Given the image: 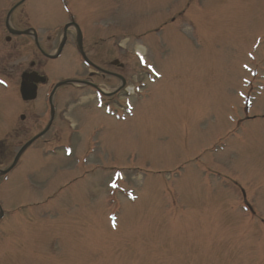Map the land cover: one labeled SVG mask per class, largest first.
Instances as JSON below:
<instances>
[{"label":"rangeland","instance_id":"rangeland-1","mask_svg":"<svg viewBox=\"0 0 264 264\" xmlns=\"http://www.w3.org/2000/svg\"><path fill=\"white\" fill-rule=\"evenodd\" d=\"M69 2L99 11L110 59L121 41L132 111L119 120L69 99L59 146L75 158L39 142L0 176V264H264V222L233 184L255 202L264 187V0ZM25 57L0 59L1 171L29 139L8 119Z\"/></svg>","mask_w":264,"mask_h":264},{"label":"flooded vegetation","instance_id":"flooded-vegetation-1","mask_svg":"<svg viewBox=\"0 0 264 264\" xmlns=\"http://www.w3.org/2000/svg\"><path fill=\"white\" fill-rule=\"evenodd\" d=\"M44 1L48 0H19L5 9L4 5H9L10 1L0 0V43L11 48L4 55L3 52L0 59L6 62L21 56H26V59L29 57L26 63L18 66L20 86L34 87L36 91L35 99L26 102L22 99L19 86L20 104L12 109L8 119L13 126L17 121L27 124L17 130L18 134L29 137L25 144L40 136L22 156L41 142L42 154L56 156L61 151V155L71 160L76 156L71 151L72 147L66 143L59 146L62 107L69 99H74L76 103L89 100L103 115H112L121 120L127 86L126 65L122 61L126 59V51H122L121 41L116 42L112 50L114 57L110 59L111 51L108 52L106 47L112 38L97 37L95 33V22L103 21L96 16L99 11L72 8L69 0H53L52 7L47 10L41 7ZM60 61L65 62L64 68L69 71L66 77H59V69H63L59 66ZM3 72L7 70L4 68ZM68 81L73 83L58 86ZM63 89H70L68 98L67 94L59 95ZM42 97L44 103L38 104ZM91 151H85L82 156L90 155ZM22 156L10 173L18 168ZM81 166L84 167V163ZM94 169L103 173L112 170L106 165ZM234 188L239 192L242 205L248 209L251 218L264 222L259 216L262 212L256 208L261 202L264 203V187H259L261 190L257 193L258 197L255 195L256 202L243 185L236 183ZM4 217L3 212L2 219Z\"/></svg>","mask_w":264,"mask_h":264},{"label":"water","instance_id":"water-1","mask_svg":"<svg viewBox=\"0 0 264 264\" xmlns=\"http://www.w3.org/2000/svg\"><path fill=\"white\" fill-rule=\"evenodd\" d=\"M60 86V85H59ZM21 94H22V97H23V99L24 100H26V101H30V100H34L35 99V90H34V88H32V87H27V86H22V89H21ZM34 141V140H33ZM33 141H31L30 143H28L22 150H21V152L19 153V155L17 156V158H16V161L19 159V157H20V155L22 154V152H24L26 149H27V147L30 145V144H32V142ZM15 164H16V162H15ZM10 170H8V171H6V172H3L2 174L4 175V174H6V173H8Z\"/></svg>","mask_w":264,"mask_h":264},{"label":"bare ground","instance_id":"bare-ground-1","mask_svg":"<svg viewBox=\"0 0 264 264\" xmlns=\"http://www.w3.org/2000/svg\"><path fill=\"white\" fill-rule=\"evenodd\" d=\"M140 51V50H139Z\"/></svg>","mask_w":264,"mask_h":264}]
</instances>
